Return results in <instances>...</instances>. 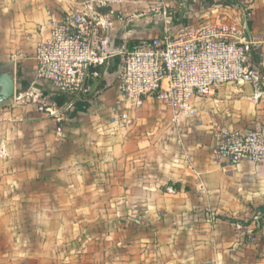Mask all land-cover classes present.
I'll list each match as a JSON object with an SVG mask.
<instances>
[{
	"label": "crops",
	"instance_id": "crops-1",
	"mask_svg": "<svg viewBox=\"0 0 264 264\" xmlns=\"http://www.w3.org/2000/svg\"><path fill=\"white\" fill-rule=\"evenodd\" d=\"M74 1L0 0V62L16 76L0 104V264H264V165L211 153L219 129L264 128V94L224 84L189 122L147 97L130 128L112 125L119 55L79 95L34 77L37 43ZM159 1L115 4L114 48L174 27L152 9L187 12L188 0ZM211 1L235 7L264 75V0Z\"/></svg>",
	"mask_w": 264,
	"mask_h": 264
},
{
	"label": "built area",
	"instance_id": "built-area-1",
	"mask_svg": "<svg viewBox=\"0 0 264 264\" xmlns=\"http://www.w3.org/2000/svg\"><path fill=\"white\" fill-rule=\"evenodd\" d=\"M120 2L75 0L51 22L48 38L37 43L34 77L79 95L88 91L91 70L119 55L117 103L107 122L121 129L130 128L134 122L131 113L147 97L168 107L175 118L189 122L195 117L196 100L212 98L224 84L250 83L258 89L255 97L264 94L260 91L264 75L250 59L259 41L234 19V6L192 0L186 22L173 23L174 27H166L161 33L116 49L112 33L119 17L115 4ZM152 11L173 22L165 6ZM215 138L211 152L215 161L264 165V128L246 133L219 129ZM167 191L173 193L174 189L168 187Z\"/></svg>",
	"mask_w": 264,
	"mask_h": 264
},
{
	"label": "water",
	"instance_id": "water-1",
	"mask_svg": "<svg viewBox=\"0 0 264 264\" xmlns=\"http://www.w3.org/2000/svg\"><path fill=\"white\" fill-rule=\"evenodd\" d=\"M15 94V65L12 62H0V104L13 102Z\"/></svg>",
	"mask_w": 264,
	"mask_h": 264
},
{
	"label": "trees",
	"instance_id": "trees-1",
	"mask_svg": "<svg viewBox=\"0 0 264 264\" xmlns=\"http://www.w3.org/2000/svg\"><path fill=\"white\" fill-rule=\"evenodd\" d=\"M190 1H191V0H188V1H187V5H190V4L192 3V1H191V2H190ZM202 1H210V2H211V0H202ZM175 19H176V18L173 17L174 24H178V23L186 22V21H187V14H183V15H181V20L178 19V21H176ZM135 41H136V39H134L132 42H130V43L128 44V46L131 45V44H132L133 42H135ZM84 105H86L84 102H82V101H77V102H76V108H74V111H73L74 113H72V115L75 114L76 110H82Z\"/></svg>",
	"mask_w": 264,
	"mask_h": 264
}]
</instances>
